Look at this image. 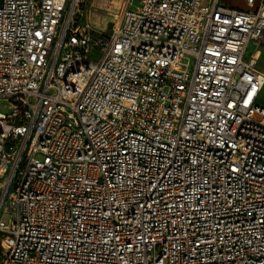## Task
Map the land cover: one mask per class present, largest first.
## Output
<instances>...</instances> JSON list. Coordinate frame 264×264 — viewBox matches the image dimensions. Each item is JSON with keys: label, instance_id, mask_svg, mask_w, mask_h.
Listing matches in <instances>:
<instances>
[{"label": "built area", "instance_id": "obj_1", "mask_svg": "<svg viewBox=\"0 0 264 264\" xmlns=\"http://www.w3.org/2000/svg\"><path fill=\"white\" fill-rule=\"evenodd\" d=\"M206 1L0 0V264H264V0Z\"/></svg>", "mask_w": 264, "mask_h": 264}, {"label": "crops", "instance_id": "obj_2", "mask_svg": "<svg viewBox=\"0 0 264 264\" xmlns=\"http://www.w3.org/2000/svg\"><path fill=\"white\" fill-rule=\"evenodd\" d=\"M136 2L137 0H89L85 20L95 32L104 34V31L98 30L95 27V25L99 22L98 20L103 18H111V15L119 13L121 9L129 7V5L133 6V4ZM242 3L245 7L243 0ZM222 4L228 7L239 8L236 6L228 5L226 2H222ZM244 7L240 9H243ZM262 40V43L257 49H254V46L252 45L249 46V49H251V52L256 51V69L264 76V36ZM257 103L260 106L264 107V85L258 95Z\"/></svg>", "mask_w": 264, "mask_h": 264}, {"label": "rangeland", "instance_id": "obj_3", "mask_svg": "<svg viewBox=\"0 0 264 264\" xmlns=\"http://www.w3.org/2000/svg\"><path fill=\"white\" fill-rule=\"evenodd\" d=\"M206 2H207L206 0H202L201 5L205 6ZM221 2H223V3L226 2L228 5L236 6V7H239V8L244 7L243 3H242V0H221ZM136 5L137 4L134 3L133 6H132V9H134L136 7ZM98 21L99 22L95 25V27L98 30H101V31H104L105 33H108L110 31V25L112 23L111 18H108V19L103 18V19H99ZM249 52H251V49L248 50V53ZM9 107H10L9 102L0 99V113L8 112L9 111ZM9 217H10L9 214L4 213L2 215V221L4 223H8Z\"/></svg>", "mask_w": 264, "mask_h": 264}]
</instances>
